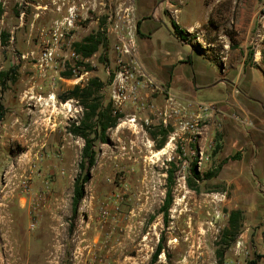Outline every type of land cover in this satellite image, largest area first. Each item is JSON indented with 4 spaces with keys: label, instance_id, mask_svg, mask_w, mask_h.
<instances>
[{
    "label": "rangeland",
    "instance_id": "obj_1",
    "mask_svg": "<svg viewBox=\"0 0 264 264\" xmlns=\"http://www.w3.org/2000/svg\"><path fill=\"white\" fill-rule=\"evenodd\" d=\"M139 2L0 0V71H8L0 84V264H153L160 242L164 249L154 264H264L263 169L229 149L218 130L204 137L219 124L218 107L208 103L223 98L225 90H197L207 103L174 94L183 104L191 102V121H199L193 139L192 130L177 135L173 125H143L153 116L133 104L115 112L108 72L115 59L111 29L120 11L130 9L137 37L144 21L168 20L146 23V42L157 52L171 40L173 9L181 8L183 24L202 14L212 29L205 36L202 30L189 33L184 41L219 61L228 44L238 59L246 56V66L255 63L253 81L264 92V0H159L147 12ZM100 33L110 43L105 59L102 46L88 57L76 51V42ZM51 46L56 54L46 62ZM94 77L101 85L94 86L91 101L111 104L118 122L108 129V142L96 141L97 162L74 213L85 138L71 128L86 109L82 99L59 96ZM153 98L163 105L164 95ZM206 104L212 106L207 113L201 107ZM133 114L138 123L130 122ZM165 148L166 154L155 156ZM169 189L173 201L166 208ZM233 210L242 211L234 240L224 237Z\"/></svg>",
    "mask_w": 264,
    "mask_h": 264
},
{
    "label": "crops",
    "instance_id": "obj_2",
    "mask_svg": "<svg viewBox=\"0 0 264 264\" xmlns=\"http://www.w3.org/2000/svg\"><path fill=\"white\" fill-rule=\"evenodd\" d=\"M156 2L159 0H140L139 8L147 12ZM173 10V18L188 34L202 30L205 36L212 32L208 27L210 21H205L202 14L199 19L183 24L178 17L181 8ZM164 20L168 21L164 18H151L141 25L137 37L141 63L161 85L183 100L207 103L198 99L197 90L217 86L225 90L223 98L208 103L218 107L216 120L219 124L208 127L204 137L207 140L209 135L212 136L218 130L222 134L220 141H224L229 149L242 152L251 167H261L264 174V92H260L253 81L252 68L255 63L246 66V56L238 59L236 51H230L228 44L221 51L222 54L226 53L219 61L213 54L209 55L208 52L206 55L195 44L180 39L172 28L169 31V43L161 46L157 52L151 51L146 42L151 35V26L147 28L146 23H161ZM210 46L215 45L210 43ZM190 65H193L192 69Z\"/></svg>",
    "mask_w": 264,
    "mask_h": 264
},
{
    "label": "built area",
    "instance_id": "obj_3",
    "mask_svg": "<svg viewBox=\"0 0 264 264\" xmlns=\"http://www.w3.org/2000/svg\"><path fill=\"white\" fill-rule=\"evenodd\" d=\"M129 10L127 8L117 14L111 29L114 34L115 59L114 68L108 69V72L111 73L109 87L115 112L133 104L136 110H148L153 116L152 119L145 117L143 125H151L156 120L157 125L175 126L177 130L174 134L177 135L185 130L195 132L199 121L195 123L191 121V102L189 104L180 102L141 63L137 50V27L131 23ZM69 11L70 18L74 17L75 9L72 7ZM59 30L60 28H57V31ZM55 54L56 49L52 46L48 47L43 59L49 62L54 59ZM159 93L164 95L163 105L156 102L157 98L150 99L152 94ZM201 107L206 110V113L212 108L207 104ZM136 119V115L133 114L130 122L138 123ZM195 133L193 139L197 138L199 131ZM34 226L32 224V227Z\"/></svg>",
    "mask_w": 264,
    "mask_h": 264
},
{
    "label": "trees",
    "instance_id": "obj_4",
    "mask_svg": "<svg viewBox=\"0 0 264 264\" xmlns=\"http://www.w3.org/2000/svg\"><path fill=\"white\" fill-rule=\"evenodd\" d=\"M173 32L182 40L187 39V31L182 29L175 20H171ZM99 46L104 48V56L101 60L107 57L108 52L110 51V43L104 33L99 35H91L86 37L82 42H76L75 47L76 51L84 54L85 57L92 55L93 53L99 50ZM8 71H0V84H2L4 77L7 76ZM101 85L99 79L94 77L90 83L81 88L79 85L75 86L73 89L67 91L65 94L60 95L59 97L62 100H68L70 98L82 99L85 105V114L84 118L77 125H73L71 128L72 132L80 135L85 138V145L82 151V159L80 162L81 173L77 177L74 183V194H73V211L77 213L80 207L82 200L85 197V184L90 180L89 170L93 168L97 162L95 144L97 140L101 142H108L109 136L107 134L108 129L116 126L118 122V115L113 114V109L111 104L107 106L101 105L98 100L95 98L94 101H91V96L94 94V86ZM2 106L0 105V117L3 116ZM92 134H94L92 136ZM164 142H161L157 145L158 148H162ZM221 148V144L218 143L217 149ZM85 171V173H84ZM192 172L196 177H200V173L197 170V163L194 162L192 166ZM212 173H208L211 176ZM173 175L169 176V180L172 181ZM172 190L169 189L168 197L165 201V206L168 208L172 203ZM242 218L241 210H233L230 212L229 217V226L224 231V237L234 240L240 231V220ZM163 243L160 242L156 251L153 254L152 263L158 261L159 255L163 251ZM219 261L222 262L223 252L218 250Z\"/></svg>",
    "mask_w": 264,
    "mask_h": 264
},
{
    "label": "bare ground",
    "instance_id": "obj_5",
    "mask_svg": "<svg viewBox=\"0 0 264 264\" xmlns=\"http://www.w3.org/2000/svg\"><path fill=\"white\" fill-rule=\"evenodd\" d=\"M53 98V97H52ZM169 147V146H168ZM167 147V148H168ZM167 148H165L164 150L162 151H159V152H156L155 156H159V155H162V154H166L167 153Z\"/></svg>",
    "mask_w": 264,
    "mask_h": 264
}]
</instances>
